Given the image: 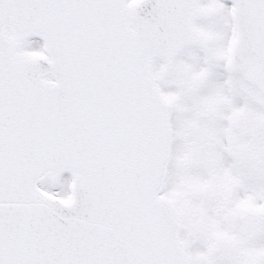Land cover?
Instances as JSON below:
<instances>
[{
  "label": "snow or ice",
  "instance_id": "1",
  "mask_svg": "<svg viewBox=\"0 0 264 264\" xmlns=\"http://www.w3.org/2000/svg\"><path fill=\"white\" fill-rule=\"evenodd\" d=\"M0 264H264V0H0Z\"/></svg>",
  "mask_w": 264,
  "mask_h": 264
}]
</instances>
